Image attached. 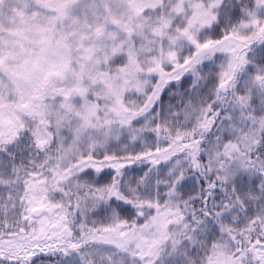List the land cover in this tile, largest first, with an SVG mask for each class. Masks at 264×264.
Returning a JSON list of instances; mask_svg holds the SVG:
<instances>
[{"label":"snow or ice","instance_id":"obj_1","mask_svg":"<svg viewBox=\"0 0 264 264\" xmlns=\"http://www.w3.org/2000/svg\"><path fill=\"white\" fill-rule=\"evenodd\" d=\"M0 264H264V0H0Z\"/></svg>","mask_w":264,"mask_h":264}]
</instances>
